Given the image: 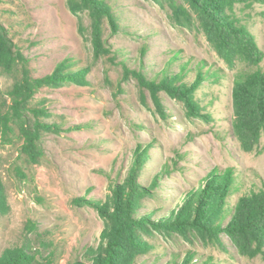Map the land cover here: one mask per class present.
<instances>
[{
    "label": "rangeland",
    "instance_id": "1",
    "mask_svg": "<svg viewBox=\"0 0 264 264\" xmlns=\"http://www.w3.org/2000/svg\"><path fill=\"white\" fill-rule=\"evenodd\" d=\"M104 1L120 30L112 34L105 23L111 52L95 57L89 32L79 27L88 30L89 17L73 14L67 0H0V28L23 58L11 72L0 68L1 113L12 104L9 94L23 74L40 79L62 62H70L72 70H87L86 84L44 85L30 100V108L46 113L40 121L60 129L40 133L36 163L22 152L24 138L17 125L0 128V177L8 204L0 215V253L21 247L39 262L52 254L54 264H90L85 252L99 246L103 222L93 207L73 200L104 202L109 182L125 178L138 146L150 145L140 184L147 187L154 176L161 177L138 210L153 220L167 216L214 169L235 173L237 191L229 198L230 207L264 182V136L261 152L239 149L231 130L233 76L205 38L174 26L169 9L153 1ZM235 16L264 53V5L238 6ZM183 65L187 83L199 67L216 74L194 96L207 119L188 116L184 103L164 92L157 93V106L132 75L141 71L154 80L163 71L179 74ZM165 166L170 175L162 174ZM148 240L152 249L137 258L138 264H179L188 254L194 255V264H262L240 257L224 235L223 247L191 244L178 235L155 234Z\"/></svg>",
    "mask_w": 264,
    "mask_h": 264
},
{
    "label": "trees",
    "instance_id": "2",
    "mask_svg": "<svg viewBox=\"0 0 264 264\" xmlns=\"http://www.w3.org/2000/svg\"><path fill=\"white\" fill-rule=\"evenodd\" d=\"M150 1L169 9L174 26L200 33L232 73V135L243 153L261 152L260 142L264 136V53L248 28L235 16V9L238 6L249 8L256 4L264 5V0ZM67 4L76 16L83 13L88 15L89 29L82 24L79 27L83 33L89 32L95 57L110 54L104 40L105 23L109 25L112 34L120 30L110 5L104 0H67ZM144 53L142 51V55ZM22 61L20 53L14 52L12 43L0 28V68L11 72ZM71 67L70 62H62L52 74L40 79H32L23 74L9 94L12 104L8 111L0 112V128L10 129V123L19 127L24 138L22 152L32 163L38 161L37 142L40 133H59L60 129L55 124L47 125L40 121L39 117L46 116V113L42 109L30 108L29 102L44 85L57 87L70 83L86 84L87 70H72ZM186 70V65H183L179 74L163 71L161 78L154 80L146 78L141 71H133L132 75L151 92L157 106V93L164 92L183 102L188 116L198 115L207 119L200 114L194 96L204 81L216 74L211 73L210 69L203 71L199 67L193 80L187 83L183 81ZM149 146L137 147L125 178L121 182H109V195L104 202L80 198L73 200L76 205L87 204L93 207L103 222L99 246L85 252V258L90 264H138L137 258L152 249L148 239L155 234L165 237L178 235L191 244L200 241L206 246L219 247H223L221 235H224L240 257L259 259L264 264V182L240 195L230 207L229 198L237 191L235 173L232 168L224 171L214 169L198 181L196 188L186 191L180 204L171 209L167 216L153 220L151 215L138 214L144 200L159 187L161 178L159 175L154 176L147 187L139 182L148 160ZM162 174L170 175L168 166L164 167ZM7 210L5 187L0 177V215ZM227 216L228 222L224 224ZM193 260L194 255L188 254L179 264H194ZM0 264H54V260L51 254L39 262L23 248L13 247L0 253ZM72 264L83 263L76 261ZM199 264L212 263L206 260Z\"/></svg>",
    "mask_w": 264,
    "mask_h": 264
}]
</instances>
